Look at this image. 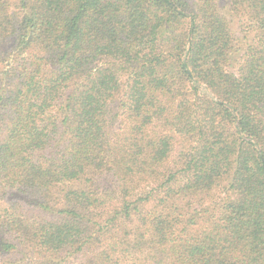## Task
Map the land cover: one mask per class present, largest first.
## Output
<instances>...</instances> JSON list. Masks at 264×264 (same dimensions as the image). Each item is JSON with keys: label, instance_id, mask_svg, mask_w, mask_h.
Listing matches in <instances>:
<instances>
[{"label": "trees", "instance_id": "obj_1", "mask_svg": "<svg viewBox=\"0 0 264 264\" xmlns=\"http://www.w3.org/2000/svg\"><path fill=\"white\" fill-rule=\"evenodd\" d=\"M0 264H264V0H0Z\"/></svg>", "mask_w": 264, "mask_h": 264}, {"label": "rangeland", "instance_id": "obj_2", "mask_svg": "<svg viewBox=\"0 0 264 264\" xmlns=\"http://www.w3.org/2000/svg\"><path fill=\"white\" fill-rule=\"evenodd\" d=\"M231 27L235 31V34H237V37L241 38V36L244 34V24L240 22L239 19L232 18Z\"/></svg>", "mask_w": 264, "mask_h": 264}]
</instances>
